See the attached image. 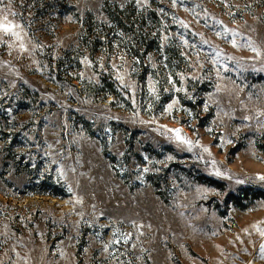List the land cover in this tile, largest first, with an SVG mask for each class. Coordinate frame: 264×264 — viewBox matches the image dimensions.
I'll return each instance as SVG.
<instances>
[{"label":"rangeland","instance_id":"374dc122","mask_svg":"<svg viewBox=\"0 0 264 264\" xmlns=\"http://www.w3.org/2000/svg\"><path fill=\"white\" fill-rule=\"evenodd\" d=\"M0 25V264H264V0Z\"/></svg>","mask_w":264,"mask_h":264},{"label":"snow or ice","instance_id":"6c2138e0","mask_svg":"<svg viewBox=\"0 0 264 264\" xmlns=\"http://www.w3.org/2000/svg\"><path fill=\"white\" fill-rule=\"evenodd\" d=\"M0 27H3L4 31L5 32H8L11 30V26H7V25H0ZM178 132V130H177ZM261 179H264V177H261Z\"/></svg>","mask_w":264,"mask_h":264},{"label":"trees","instance_id":"16d2710c","mask_svg":"<svg viewBox=\"0 0 264 264\" xmlns=\"http://www.w3.org/2000/svg\"><path fill=\"white\" fill-rule=\"evenodd\" d=\"M3 114H2V112L0 111V119H2V116ZM0 129H1V125H0Z\"/></svg>","mask_w":264,"mask_h":264}]
</instances>
